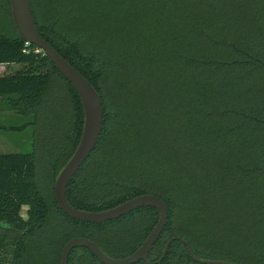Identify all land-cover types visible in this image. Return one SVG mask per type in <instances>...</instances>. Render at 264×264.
Segmentation results:
<instances>
[{
    "label": "trees",
    "instance_id": "trees-1",
    "mask_svg": "<svg viewBox=\"0 0 264 264\" xmlns=\"http://www.w3.org/2000/svg\"><path fill=\"white\" fill-rule=\"evenodd\" d=\"M30 1L42 37L104 105L101 136L67 188L69 202L99 211L161 197L169 220L151 264H204L181 240L155 263L173 236L201 258L264 264V0ZM0 6L14 22L10 0ZM14 63L24 68L0 75V103L30 118L11 128L32 125L34 150L0 153V264H61L77 236L111 256L131 254L159 211L143 206L92 223L60 208L54 182L80 141L83 101L43 50L0 31V64ZM69 264L104 263L77 247Z\"/></svg>",
    "mask_w": 264,
    "mask_h": 264
},
{
    "label": "water",
    "instance_id": "water-1",
    "mask_svg": "<svg viewBox=\"0 0 264 264\" xmlns=\"http://www.w3.org/2000/svg\"><path fill=\"white\" fill-rule=\"evenodd\" d=\"M10 4L13 20L20 36L27 43L37 45L49 56L59 71L74 85L84 105L85 118L80 141L74 153L58 174L55 182V195L60 208L73 218L92 223H103L117 219L143 206L154 207L160 213L159 220L151 233L131 254L125 257H114L107 254L96 241L85 236H77L71 238L64 246L61 264H69L70 254L77 247L91 249L104 264H135L140 261H145L148 264L153 263L150 259V253L169 220L168 204L161 197L152 193H144L114 207L99 211L81 209L69 202L67 188L96 148L101 136L105 113L103 100L96 87L65 59L48 40L42 37L31 1L10 0ZM175 240L184 242L193 259L198 262L204 264H241L223 259L201 258L194 253L190 242L181 236H173L167 241L162 257L155 263L160 262L167 255L170 245Z\"/></svg>",
    "mask_w": 264,
    "mask_h": 264
},
{
    "label": "rangeland",
    "instance_id": "rangeland-1",
    "mask_svg": "<svg viewBox=\"0 0 264 264\" xmlns=\"http://www.w3.org/2000/svg\"><path fill=\"white\" fill-rule=\"evenodd\" d=\"M0 31L8 36H16L18 34L14 22L10 17L5 16L0 6ZM24 68L22 64H11L4 66L0 64V75L13 73ZM30 118L25 117L15 110L1 105L0 103V153H29L34 150V130L32 125L24 128V130H14L12 126H19L27 123ZM38 162V179L43 180L45 171V158L39 153ZM47 173V172H46ZM55 184V182H54ZM28 206H24L22 214L27 218Z\"/></svg>",
    "mask_w": 264,
    "mask_h": 264
},
{
    "label": "crops",
    "instance_id": "crops-1",
    "mask_svg": "<svg viewBox=\"0 0 264 264\" xmlns=\"http://www.w3.org/2000/svg\"><path fill=\"white\" fill-rule=\"evenodd\" d=\"M4 66L11 65V64H3Z\"/></svg>",
    "mask_w": 264,
    "mask_h": 264
}]
</instances>
